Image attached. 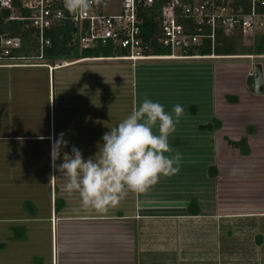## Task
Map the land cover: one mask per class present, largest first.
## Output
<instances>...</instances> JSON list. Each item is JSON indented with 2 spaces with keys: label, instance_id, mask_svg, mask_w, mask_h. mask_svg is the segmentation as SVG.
Segmentation results:
<instances>
[{
  "label": "crops",
  "instance_id": "1",
  "mask_svg": "<svg viewBox=\"0 0 264 264\" xmlns=\"http://www.w3.org/2000/svg\"><path fill=\"white\" fill-rule=\"evenodd\" d=\"M166 57L138 60L133 65L129 61H105L114 64L124 63L131 70L135 65L136 67L137 65H171L179 71L186 68L196 76L203 75V77H207L198 81L205 90L200 95L199 100H194L197 109L193 113L184 112L179 124L176 125V132L169 138L170 145L176 151H179L183 157L180 172L170 178L162 177L156 185L150 187L144 193L130 191L133 201L132 207L119 208L116 214H119V216L129 215L128 219L132 220V225L139 228L142 223H150L142 222V220H159V222H173L175 220L177 223H179L178 221H187L188 224H191L192 221L193 224L194 221H199L201 224L210 223L215 230L218 228L220 221L232 219V224L235 223L240 226L237 229H244V225L247 223L252 225V230L258 228L262 233H256L253 239L256 243L257 237L260 238L258 245L262 246L264 244V210L236 211L233 210L232 205V212L222 213L219 205V194L220 184H224V190L227 186H230L233 200L240 183L243 191L238 190L244 198L248 197V193H252L245 190H251L256 192L259 198L261 197L264 206V114L262 110H248L247 112H233L230 116L229 112L223 114L221 110L218 111V108H220L218 103L222 102V105L229 103V105L236 107L242 103V98L237 93L228 96L226 90L222 91L220 89V78L216 80L217 76L221 77L222 68H226L224 70L232 68V79H234V74H242L243 76L240 84V92L243 98L247 101H254L258 97H264L262 66L260 65L262 94L256 96L252 91V81L251 85L247 83V77H250L251 64H233L239 65L238 67L230 66L231 64L222 65L202 62L206 60H223L224 58L225 60H237V57L245 56ZM82 62L84 61H75L65 67ZM60 68L63 67L56 69ZM54 70L47 72L43 67H0V209H3L2 212L10 216L11 213L8 211H11L12 207L10 205L12 203L6 204V202L8 203L7 199L10 198L8 191L17 190L21 195L25 194V198L20 202L17 211L18 215L23 217L28 216L22 210L23 201L31 202L37 213L40 212V206L45 209L43 203L39 206L40 202L31 200L36 195H38L36 198L49 197L48 189L50 185L51 203L49 209L52 210L53 215L60 214L62 211L55 212L53 210L54 199L59 197L54 195L57 194L58 189L54 184L56 168L53 166L51 149L54 139L59 138V134L63 133V127L59 124V110L61 109L59 105L61 103L59 101V103L54 104V89H52L51 77ZM22 74L27 77L25 78ZM226 76L227 74H222V77ZM45 85L46 94L43 89ZM126 86L128 87V85ZM126 91L117 92L118 103H120L117 112L119 115L123 113L122 116L120 115L123 118L127 117L136 108L132 89ZM220 92L222 95H220ZM57 95L58 98L61 96L60 90ZM228 97L234 98L235 101H227L226 98ZM199 114L204 115L203 119L195 121L196 116ZM239 115H243L246 122H232L233 117L237 119ZM248 118H254L256 121H249ZM210 119L217 120L220 123L219 128L212 130V132L201 130L199 126L206 124ZM83 120L85 123L84 128L80 125L78 127L73 126L79 129L83 128L85 134H89L84 136L85 140L90 141V143L93 141L92 145L86 149L89 158L97 152L93 148V144L102 145V137L106 132L96 134L97 139H94L96 136L92 134V115L89 114L88 116L85 112ZM88 120H90L89 127L86 129ZM75 131L65 133L64 137L69 136V139L76 140ZM73 133L72 136L74 137H70ZM40 137H44V139H40ZM242 138L245 139L242 149L227 144V141L238 142ZM64 139L66 140V138ZM44 160L46 167L43 164ZM55 163L59 165V159ZM50 177L51 181L49 182ZM247 182H251V186L256 185L258 191H255L254 187H248ZM192 201L194 204L189 206ZM188 207L190 210L196 211V215H188L189 213H186ZM125 209L128 211L125 212ZM10 216L0 217V223L7 220L6 223L11 222L12 218ZM253 223H256V225L253 226ZM12 226L24 227L23 225H9L7 227L9 238L11 235L8 228ZM198 229V227H190L191 232L198 231ZM2 259L4 261L5 256Z\"/></svg>",
  "mask_w": 264,
  "mask_h": 264
},
{
  "label": "rangeland",
  "instance_id": "2",
  "mask_svg": "<svg viewBox=\"0 0 264 264\" xmlns=\"http://www.w3.org/2000/svg\"><path fill=\"white\" fill-rule=\"evenodd\" d=\"M244 44L246 43L244 42ZM245 57H237V60H225L224 58L223 60H206L202 62L222 65L231 64L230 66L238 67L239 65L233 64H259L264 72V60H248ZM29 63H31L30 65L37 64L35 61ZM102 63L114 64L105 61H84L79 64ZM224 69L226 68L221 70V77H216V80L220 78V89L222 91L226 90L228 96H231L232 93H237L242 98V103L233 107L229 103L222 105L221 102L218 103L220 107L218 111L221 110L223 114H228L229 112L230 116H232L233 112H247L248 110H262L264 114V97H258L254 101L245 100L240 92L242 74H234V79H232V68H229L230 70ZM233 69L235 70L236 68L234 67ZM222 74H227V76L222 77ZM22 75L25 78L27 77L25 74ZM127 88L121 87L119 92H127ZM72 90L70 95L76 94L73 97H78V95L82 94L78 92L79 89ZM112 92L114 91L107 90L106 93L103 92L104 95L106 94V102L120 108V103L117 102L115 104L116 96L112 95ZM86 93L85 91L83 94ZM100 95L97 94L96 99H100ZM147 95H140L142 97L140 99L141 103L145 97L153 102L157 101L156 96L158 94L149 93ZM220 95H222L221 92ZM66 104H61L60 109L62 127H64V124H71L72 122V124L75 122L80 124L82 122L81 119L84 117L78 114L79 108L70 106L69 103ZM165 106L173 108L174 104H166ZM120 115L122 116L123 113ZM120 115L118 112L115 115L108 113V115L100 117L99 123L101 126H112L110 124L114 120H116L115 122H121L122 119L126 118V116L123 118ZM203 117V114H199L196 116L195 121L203 119ZM96 119H99V116ZM248 120L256 121L254 118H248ZM235 121L244 123L246 119L243 115H239L237 119L233 117L232 122ZM94 136H96L94 139H97V135ZM68 137H64L68 142V146L62 150L59 163L63 162V152L71 154L73 145L81 150L83 158L87 160L88 151L86 149L92 145L93 141L90 143V141L85 140L84 135H76V140ZM70 137L74 136L71 134ZM98 145L100 144H93V148L97 152L99 151ZM43 164L46 167L45 160ZM54 173V184L58 189L57 194L54 195L62 198L65 204L60 214L53 215L52 210L49 209L51 185L48 189L49 197H38V199L36 198L38 195H36L31 200L40 202L39 206L43 203L46 209L45 211L40 206V212L33 218L29 216L22 217L17 213L19 204L25 198V194L21 195L17 190L8 191L10 198L7 199L8 203L6 202V204L12 203L10 205L12 207L11 211H8L11 216L2 212L3 209H0V217L10 216L12 221L6 223L8 222L7 220L0 223V244L4 246L3 249H0V264H37V262H40V264H264V244L259 246L253 239L256 233L260 234L262 232L258 228L252 230L251 224L247 223L244 225V229L240 230L237 229V227H240L239 225L232 224V219H228L220 221L218 228L214 230L213 225L210 223L201 224L199 221H194V224L192 221L191 224H188L187 221H178L179 223H177L175 220L173 222L142 220V222L150 223H142L139 228L136 225H132V220L128 219L129 215L120 214L121 216H119V214H116L119 208L132 207L133 201L130 191L117 207L109 208L105 213H98L93 209H85L81 204L78 193L69 195L65 191L66 176L60 174L57 168ZM247 184L248 187L251 186V182H247ZM223 185L220 184L219 194V205L222 213L232 212V205L233 210L235 209L236 211L264 210L261 197L259 198L256 192L245 190L252 193H248V197L244 198L238 190L241 189V184L239 183L235 192L236 196L232 200V188L230 190V186H227L226 190H224ZM251 187L258 191L256 185ZM121 211L123 212V210ZM124 211L128 210L125 209ZM9 225H23L25 227V241L17 243L7 240L9 238L7 231ZM255 225L256 223H253V226ZM192 226L194 228L198 227V231L194 230L191 232L190 227ZM4 256L5 260L3 261L2 257Z\"/></svg>",
  "mask_w": 264,
  "mask_h": 264
},
{
  "label": "trees",
  "instance_id": "3",
  "mask_svg": "<svg viewBox=\"0 0 264 264\" xmlns=\"http://www.w3.org/2000/svg\"><path fill=\"white\" fill-rule=\"evenodd\" d=\"M243 0H232V4H242ZM150 9L148 14L143 18L142 25L140 27V37L142 45L145 46L146 51L143 52L144 56L148 57H169L171 52L168 48L161 46L158 42L160 39L159 28L157 18ZM8 11L0 9V40L2 39H14L19 40V48L11 50L8 56L9 58L16 60H34L37 57V39L32 36L30 30H26L23 26V22L10 20ZM185 26H188V32L190 34H196L200 36L199 42L196 45L188 48L185 52H177L176 56L180 57H231V56H264V28L262 31L252 34L251 36L242 37L237 33H224L220 29H215L213 32L212 40L209 38V30L205 28L195 29L188 21H182ZM44 38L48 40L49 46L43 47L41 54V61L48 65H53L56 61H79L82 59L92 58H111L121 57L126 55L125 51L118 50L112 51L108 47H95L93 49L79 51L77 45L69 43V29L66 26H57L47 30L44 33ZM244 42L246 44H244ZM46 69V68H44ZM47 70V69H46ZM52 84L54 89V104L69 103L70 106L79 108L78 114L84 117V113L92 115V131L94 135L103 131L109 132L110 127L116 126L119 121L111 122L110 125L101 126L99 123L100 117L117 114V106H113L112 103L106 102L107 90L115 95L116 102H118L117 92L119 88L128 85V90L132 89L134 93V102L136 108L138 104H141L140 95H147L149 93L158 94L157 101L164 105L165 111L171 113L172 107H166V104H180L185 109V112L193 113L197 107L194 100H199L200 95L205 90L202 88V84L198 81L207 78L206 76H196L189 69L183 68L181 71L175 69L171 65H135L131 70L128 65L124 64H75L73 66L63 67L55 69L52 74ZM202 77V78H201ZM45 79V76H44ZM131 83V85H130ZM247 83L251 85V78L247 77ZM46 94V85L43 87ZM72 89H79L78 92L82 93L78 97L70 95ZM59 90L61 96L58 98ZM86 94H83L84 92ZM100 99H96V95ZM138 95V97L136 95ZM148 96V95H147ZM76 98V99H75ZM139 100V101H138ZM227 101H235L234 98L228 97ZM47 102V98H46ZM61 104L59 106H61ZM67 105V104H66ZM60 111V110H59ZM61 113V112H60ZM99 116V119H96ZM61 117V114H60ZM96 117V118H95ZM96 119V121H94ZM123 120V119H122ZM81 124H64L63 133L66 131H75V135L87 136L83 118ZM89 121L86 123V129L89 127ZM56 122V113H55ZM62 119H59L61 124ZM64 122V121H63ZM115 122V123H114ZM73 125L83 126L82 129L75 128ZM220 123L215 119H210L206 124L199 126L201 130L212 132L214 129H218ZM72 128V130H71ZM74 135V133L72 134ZM245 143V139L242 138L238 142L227 141V144L233 145L242 149ZM193 203L190 202L189 206ZM64 200L62 198L54 199V211L59 212L64 208ZM22 210L29 217L33 218L37 216V210L33 204L29 201L22 202ZM188 215H196V211L186 209ZM11 242L25 241V228L22 226L9 227ZM256 243H260V238L257 237ZM3 244H0V249H3ZM34 261V260H33ZM40 264V262H37Z\"/></svg>",
  "mask_w": 264,
  "mask_h": 264
},
{
  "label": "built area",
  "instance_id": "4",
  "mask_svg": "<svg viewBox=\"0 0 264 264\" xmlns=\"http://www.w3.org/2000/svg\"><path fill=\"white\" fill-rule=\"evenodd\" d=\"M234 5L232 0H103L94 5L84 16L72 15L64 7L63 0H0V9L8 11L9 19L23 22L26 30L37 39V57L32 60L9 58L11 50L19 48V40H0V67H43L51 71L73 62L56 61L48 65L41 61L43 47L49 46L44 33L57 26L69 29V43L77 45L79 51L95 47H108L112 51H125L126 55L111 58H92L80 61H129L132 65L144 56L146 51L140 37L143 18L153 9L157 18L161 46L176 56L199 42L200 36L190 34L188 21L195 29L209 30L212 40L215 29L224 33H237L242 37L251 36L264 28V0H243ZM112 10V11H111ZM249 60H264V56H246ZM252 65V64H251Z\"/></svg>",
  "mask_w": 264,
  "mask_h": 264
},
{
  "label": "clouds",
  "instance_id": "5",
  "mask_svg": "<svg viewBox=\"0 0 264 264\" xmlns=\"http://www.w3.org/2000/svg\"><path fill=\"white\" fill-rule=\"evenodd\" d=\"M63 3L70 14L84 16L103 0H63ZM184 112L183 106L176 104L169 113L161 103L145 97L103 135V144L98 145L94 157L85 160L81 150L73 145L71 154L63 152V162L56 165L68 146L64 133H60L52 143L51 158L53 166L67 178L65 191L69 195L78 193L85 209L105 213L117 207L129 191L144 193L162 177L177 175L183 157L170 145L169 138L176 132Z\"/></svg>",
  "mask_w": 264,
  "mask_h": 264
},
{
  "label": "water",
  "instance_id": "6",
  "mask_svg": "<svg viewBox=\"0 0 264 264\" xmlns=\"http://www.w3.org/2000/svg\"><path fill=\"white\" fill-rule=\"evenodd\" d=\"M252 91L254 95L262 94V71L259 64H252L250 68Z\"/></svg>",
  "mask_w": 264,
  "mask_h": 264
}]
</instances>
